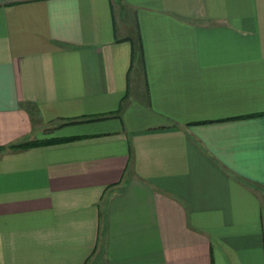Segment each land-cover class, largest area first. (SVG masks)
<instances>
[{"label": "crops", "instance_id": "obj_1", "mask_svg": "<svg viewBox=\"0 0 264 264\" xmlns=\"http://www.w3.org/2000/svg\"><path fill=\"white\" fill-rule=\"evenodd\" d=\"M0 264H264V0H0Z\"/></svg>", "mask_w": 264, "mask_h": 264}, {"label": "trees", "instance_id": "obj_2", "mask_svg": "<svg viewBox=\"0 0 264 264\" xmlns=\"http://www.w3.org/2000/svg\"><path fill=\"white\" fill-rule=\"evenodd\" d=\"M29 143H23L22 145H17V146H21V147H27Z\"/></svg>", "mask_w": 264, "mask_h": 264}]
</instances>
